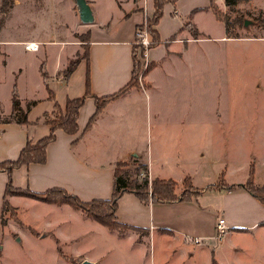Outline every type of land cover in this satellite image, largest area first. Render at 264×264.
<instances>
[{
    "label": "rangeland",
    "instance_id": "374dc122",
    "mask_svg": "<svg viewBox=\"0 0 264 264\" xmlns=\"http://www.w3.org/2000/svg\"><path fill=\"white\" fill-rule=\"evenodd\" d=\"M87 1L94 15L90 21L81 18L78 0H0L3 91L21 80L20 67L38 62L40 74L46 69L50 71L55 67L60 46L65 48L59 59L64 60L67 53L76 50L73 42L80 46L79 55H85L92 32L94 37L114 33V37L127 39L132 36L135 21L143 17L138 13L130 19L123 18L132 4L130 0ZM143 1L147 6L148 0ZM198 1L202 4L206 0ZM214 1L232 19L243 14L244 23L234 24L227 31L225 22L211 8H197L191 14V9L186 10L190 1L183 0L174 13L175 5L169 3L173 13L169 16L185 23L194 22L201 36L189 40L181 57H169L164 68L153 71L158 94L152 103L159 110L153 116L150 139L147 117L140 115L137 125L145 138L143 144L152 147V152L146 154L149 159L143 161L155 170V176L177 180L178 195L192 192L191 187H184L186 176L195 186L206 190L216 182L247 181L253 169L256 183L264 184V0H242L235 9L229 8L225 0ZM150 18L146 20L149 29ZM188 30L186 25L180 33ZM236 34L239 37L233 36ZM26 38L60 41L42 44L40 51H27L24 44L11 41ZM136 58L141 66L138 54ZM164 69L174 70L173 76L167 77ZM140 73L141 70L137 81H133L138 86H142ZM143 81L147 86L145 74ZM127 131L123 132L125 136H131ZM128 162L123 168L135 176L136 165L132 159ZM28 199L20 202L19 207L7 203L0 264H80L91 245L92 253L101 256L106 264H169L182 256L166 248L159 251L158 239L154 248V239L147 233L142 236L143 241L129 233L120 236L70 203H64L59 211L50 209L47 201ZM204 200L217 202L219 198L205 195ZM85 233L88 234L83 237ZM76 234L82 237H75ZM69 237L74 239L69 241ZM248 237L243 235L239 243L250 244L256 264L264 258V251L257 243L256 233ZM234 249L231 251L237 255L246 251L242 246Z\"/></svg>",
    "mask_w": 264,
    "mask_h": 264
},
{
    "label": "crops",
    "instance_id": "0c3cea01",
    "mask_svg": "<svg viewBox=\"0 0 264 264\" xmlns=\"http://www.w3.org/2000/svg\"><path fill=\"white\" fill-rule=\"evenodd\" d=\"M130 1L132 4L128 10H125L123 18L130 19L138 13L143 15L142 19L135 21L132 36L122 39L114 37L113 33L108 36L94 37L92 32L89 40V58L82 55L68 76L65 75L68 65L81 51L80 46L75 42L73 43L76 45V50L67 53L64 60L59 59L60 52L65 48L63 45L60 46L54 69L50 71L46 69L41 75L38 62L37 64L29 63L19 68L18 72L22 74V78L17 84L9 86L6 91L0 88V162L17 159L28 142L36 143L48 135L51 125L47 118L55 117L57 113L64 111L69 98L85 94L88 75L93 94L87 97L81 107L77 132L69 133L63 128L56 130V138L47 144L45 162L24 163L15 167L10 173L7 170H0V238L5 236V203L19 207L20 202L29 201L28 198L42 200L29 195L6 194L10 179L14 186L33 191L61 187L78 195L82 200L88 201L94 198L112 197L115 170L119 161L136 158L148 164L151 180L159 177L154 175L155 170H151L150 164L143 161L146 154L152 151L149 143L147 146L143 144L145 138L137 125L141 122L140 115L147 117V139H150L154 125L153 116L158 114L159 110L152 103L158 94V90L155 89L153 71L156 68H164L169 57H181L189 40L197 39L201 35L194 22L185 23L174 15L169 16L173 14L169 3L175 5L173 12L176 13L177 5H182L183 0L166 2L163 14L155 25L159 42L149 49L152 67L145 73L147 86L144 81L140 82L142 86L128 85L134 68L136 28L149 16L152 17L155 11L154 0H148L147 6L144 5L146 2L143 0ZM189 1L186 10L191 9V14L195 11L194 9L206 8L210 4V0L203 1L202 4L198 0ZM137 3L139 6H135ZM260 9L263 10L262 7ZM186 25L190 31L180 33ZM151 34L153 37L152 31ZM11 41L24 44V49L27 51H40L42 44H52L60 40L26 38ZM27 41H38L40 46L37 50L28 49L25 46ZM61 42L67 43L66 40ZM163 71L167 77L173 76L174 70L164 69ZM14 93L17 94L21 106L27 112V122H19L11 117ZM109 94L115 95L90 121L97 109L96 96ZM34 100L35 103L28 107L29 102ZM56 103L60 108L56 107ZM123 130H129L127 133L131 136H125ZM146 159H149L148 155ZM245 182L238 180L226 183L243 184ZM216 184L191 199L164 202L151 199L145 201L135 192L125 191L118 199L116 214L119 221L133 227L125 231L122 229L113 231H117L116 233L120 236L129 233L128 235L136 236L138 241H143L142 236L147 233V236L154 239V248L155 239H158L161 243L159 251L166 248L174 253L182 254L175 259L174 263L169 264H255L250 244L239 243V240L243 235L248 237L251 233H256L257 243L264 251V204L244 185L229 189L222 184L219 185V182ZM205 195L215 196L219 200L207 202L204 200ZM49 203L50 209L59 210L64 205V203ZM219 217H224L228 224V230L222 238L216 236ZM86 234L88 233H85L83 237ZM78 235L82 237V234L74 236ZM73 239L69 237L67 240ZM173 240L175 242H172ZM241 246L246 248L245 252L237 255L231 251L232 248H235L233 251L239 250ZM91 248L94 246L91 245L89 251L86 249L85 258L97 264H106L103 263L101 256L92 253ZM256 264H264V258L256 261Z\"/></svg>",
    "mask_w": 264,
    "mask_h": 264
},
{
    "label": "trees",
    "instance_id": "16d2710c",
    "mask_svg": "<svg viewBox=\"0 0 264 264\" xmlns=\"http://www.w3.org/2000/svg\"><path fill=\"white\" fill-rule=\"evenodd\" d=\"M175 1V0H154L155 11L152 15L151 27L150 30L154 33L152 45L159 42L158 30L155 25L159 22L162 14L163 8L166 2ZM242 0H225L226 5L231 9H235L236 5ZM207 8H211L216 17L223 20L226 24L227 31H230V27L234 26V24L242 25L245 21V16L243 14H239L235 16L234 19L230 18L229 15L223 13L220 8L217 6L214 0H210V4ZM264 20V18H261ZM2 24V21L1 23ZM1 29V27H0ZM197 34V32L195 33ZM239 37V34L233 35ZM89 58L88 52L84 55ZM82 56L78 55L75 59H73L66 69L65 75L68 76L75 68L77 63L79 62ZM152 67V63L150 62L149 68L146 72ZM139 70H141V66L139 61L136 58V54H134V68L132 78L128 85L135 84V80L137 81ZM145 72V73H146ZM134 81V82H133ZM86 92L84 95L74 98H69L66 103V107L64 111L58 113L55 117L47 118V121L51 125L50 133L43 138L39 139L36 143L28 142L27 145L22 149L19 157L17 159L4 160L0 162V170H7L9 173L12 170L24 163H30L32 161L45 162L47 158L46 147L47 144L56 138V130L58 128H63L65 131L69 133H75L79 129V115L81 107L84 105L87 97L89 95H93L91 92V82L90 76L87 77L86 84ZM51 97L53 96L52 92L50 93ZM115 94H109L105 96H96L97 101V109L94 115L91 117L92 121L96 114L102 110V108L107 104V102L114 97ZM32 103H35V100L29 102L28 107ZM56 107L60 108L58 103H56ZM12 119H15L19 122H27V112L21 106V101L16 93L13 95V112L11 115ZM133 163H135L134 173H131L130 170L124 169L123 166L128 165V161H119L116 170H115V184L113 195L111 198H94L92 200H82L78 195L72 194L68 192L66 189L61 187H53L45 191H33L30 189H24L20 187H16L13 185L11 179L7 184L6 194H19V195H29L38 199H42L44 201L54 202V203H70L76 208L81 209L88 217H91L102 224L108 226L110 229H122L133 227L127 223L119 221L116 210L118 207V199L125 191L135 192L141 199L145 201H149L150 199L157 202L164 201H175L178 199H191L194 196H198L202 193L205 188L200 189L195 186L190 177H185L183 183L185 189L191 187V194L182 192L180 195L177 193L178 181L173 178H160L156 177L153 180L150 179L148 173V164L145 162L138 161L136 158H133ZM144 173L142 178H140V174ZM216 183L209 184L207 186L211 187ZM227 187L229 189H233L238 185H244L246 189L251 192L254 196L259 198L264 204V184H258L254 180V170H251L250 176L248 180L243 184H227L225 182H219V185ZM218 185V184H216ZM8 205L5 203V209Z\"/></svg>",
    "mask_w": 264,
    "mask_h": 264
},
{
    "label": "built area",
    "instance_id": "2783aa9c",
    "mask_svg": "<svg viewBox=\"0 0 264 264\" xmlns=\"http://www.w3.org/2000/svg\"><path fill=\"white\" fill-rule=\"evenodd\" d=\"M147 20V19H146ZM146 20L142 22V25H138L136 28V35L134 40L135 53L140 57L141 73L139 75V81L143 82V76L150 65L149 49L152 46L153 37L151 31L147 25ZM26 48L31 50H37L40 46L38 41H27L25 43ZM217 238H222L228 230V224L224 217H219L216 225ZM198 241V239H196Z\"/></svg>",
    "mask_w": 264,
    "mask_h": 264
},
{
    "label": "water",
    "instance_id": "95a60500",
    "mask_svg": "<svg viewBox=\"0 0 264 264\" xmlns=\"http://www.w3.org/2000/svg\"><path fill=\"white\" fill-rule=\"evenodd\" d=\"M81 6L80 13L81 18L85 21H90L94 18L93 11L91 9V5L88 3L87 0H78ZM80 264H97L94 261L85 259Z\"/></svg>",
    "mask_w": 264,
    "mask_h": 264
}]
</instances>
